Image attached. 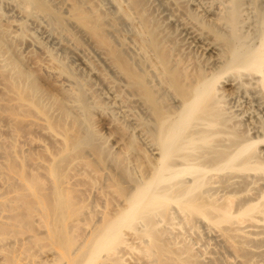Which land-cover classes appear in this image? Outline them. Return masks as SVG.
Returning <instances> with one entry per match:
<instances>
[{
  "label": "bare ground",
  "instance_id": "bare-ground-1",
  "mask_svg": "<svg viewBox=\"0 0 264 264\" xmlns=\"http://www.w3.org/2000/svg\"><path fill=\"white\" fill-rule=\"evenodd\" d=\"M21 1L89 37L124 79L122 90L95 68L129 126L115 122L125 142L106 147L91 127L85 80L69 87L71 71L48 54L24 67L9 25L0 27V115L12 118L13 135L30 125L48 137L37 165L17 140L0 137V264H264V10L256 1L253 41L245 0H210V24L168 0L187 15L164 7L171 18L163 22L179 27L176 44V31L141 0H108L113 14L99 0H62L65 15L49 0ZM125 24L130 42L119 33ZM193 49L204 58L189 57ZM42 69L62 80L57 92L38 81ZM190 232L198 244L213 241L199 252Z\"/></svg>",
  "mask_w": 264,
  "mask_h": 264
},
{
  "label": "rangeland",
  "instance_id": "rangeland-1",
  "mask_svg": "<svg viewBox=\"0 0 264 264\" xmlns=\"http://www.w3.org/2000/svg\"><path fill=\"white\" fill-rule=\"evenodd\" d=\"M49 1L63 15L66 14L67 3H65L62 0H49ZM99 1L101 3L103 10L107 11L109 14L114 13V8L108 0H99ZM141 1L143 3L144 7L149 11V13L157 21H159L161 26H162V24L165 27L167 25V27H166L167 30H169L172 34H174L176 31L177 36L174 34V37L176 36V39H177L176 40L174 38L176 40L175 44H176V42H178V43L181 42V40H180L181 34H180L179 29H178L179 27H178V25H176V23L174 24V22H172V21L168 22V24L170 26L167 24L166 20L163 22L162 15L164 13H166L168 15V16L166 15V17H168V18H171V17L178 18L177 16H181L182 19L183 18L186 19V17H185V16H187L185 14L186 12H187V14L188 13H196L195 15H198L197 16L198 19L201 20L202 22L207 23V24H210L208 22H212V20H214V18L216 16V14L214 13V11L212 9V6L210 5V3H211L210 0H176L177 2L175 1V4H177V6H180L181 8H183V12H185V13L180 12L181 11L180 8H178V9L174 8L175 6H172L171 4H169L170 2L168 0H165V1H168V3L167 2L165 3L164 0H141ZM245 1H244L245 4L248 2V4H246V5H248L246 13L247 12L252 13V10H251V9H253V8H251L252 4H251V6L249 5L250 4L249 2L251 0H245ZM255 1H256V5L259 7V9L264 10V0H255ZM163 4H164V6H163ZM167 4L171 5L170 6L171 8L169 6L167 7L166 6ZM164 7L166 9H168V8H170L171 10L174 9L172 12H170V14H173V15L171 16L170 14H168L169 11H171V10L168 9L169 10L168 11ZM175 13L177 16L174 15ZM251 13H249L248 16L251 18V16L253 15L251 20L253 22H255V26H254V23L252 21H249L250 25L246 23L248 25V27H247V25L244 27V29H246V32H249L247 34H250V36L253 39L255 38L253 40L252 38H250V36H248V39L250 38V42L252 40L253 41L256 40L257 34H258V29L256 27L260 26V25L258 26V23L256 24V21H254L255 19H253L254 13H252V14ZM178 14H180V15H178ZM252 24H253V26H252ZM0 25H1L0 27L9 25L8 27L11 31V37L10 38H11V40H13L12 43L14 44V46H12V50L14 49L16 52L15 55L19 57L18 58L19 60H22L21 62H22L23 66L25 65L27 68L34 67L36 61L38 62V61L45 60L44 58L45 57L47 58V54H48L49 56L51 55L52 57H54L55 60L57 62H60L64 67H66V69L71 71L74 78H73V80H71L72 78L71 79L68 78L69 80H71V81H69L70 83H68V85L70 84L69 87L73 85V81L75 80V78L78 79L80 77L79 79H81V78H82L81 80L84 79L85 82L87 83V86H85V87H87V89H88L85 92V99L91 105V115H92V118L90 119L91 123H92L91 127H93L94 131L96 130L98 132L99 136L105 140V146L108 147L110 150L115 151V148L112 146V144H113L112 142L115 139L119 140L120 144H124L125 139L121 138L118 134H116L114 132V130H115L116 123L119 122L118 120L121 121V124L124 123V126H126V127L129 126L128 122L126 121L125 118H121L123 116L121 115L122 113L119 111L120 108L118 109V106L116 107V104H118V103H115V102H119V101H116L113 99V94L110 92L111 90L108 91L105 83L97 77V75H96L97 71L96 70L101 69V71H103L106 74V76L116 86L120 87L122 90H125V87H123V85H125L124 79L119 74H117L111 67H109L108 62L105 60V57H103V54L100 53V51L97 50L98 48L96 49V47L91 43L92 41L89 39V37H87L83 32L78 33V31H80V30L76 31L75 29H77V28L70 21H65L63 26H58L57 24L54 23L53 19L50 16H48L44 13L38 12L34 9H31V7L25 8L21 0H0ZM176 28L179 31L178 33H177ZM254 29L255 30L257 29V32ZM172 30H174V33ZM250 30H252L253 32ZM73 33H76V35L79 34V36H77V37L80 39L81 42L79 41L77 43L74 40V38H73L74 35H72ZM119 33H120L121 38L125 39V41H127V42L128 41L130 42L132 34H131V32H130V30L126 24L122 26V29L120 30ZM253 33L254 34L256 33V36ZM110 34L112 35L113 33L111 32ZM13 47H15V48H13ZM185 51L187 52V50H185ZM131 52L134 53L133 50ZM187 53L192 55L189 57H193V58H196L198 60H202L204 58V55L198 49H193ZM35 59H36V61L34 62ZM37 59H39V60H37ZM40 59H42V60H40ZM33 62H34V64H33ZM95 68H97V69H95ZM39 74L40 75H39L38 81L41 83L42 87H48V90L50 89V90H52V92H54L55 90H56L55 92H57V88H61L62 80L59 77H57L56 75L52 74L51 72H49L46 69L40 70ZM75 75L78 77H76ZM66 82H68V81H66ZM64 83H65V81H64ZM224 88H227V86ZM45 89H47V88H45ZM130 92H127V89H126V91H124V93L129 98H131V101L135 102L136 111L138 113H140V115H143L144 110H143L142 106H140V103H138V100L133 96L132 93L130 94ZM132 98H133V100H132ZM94 101L99 102V104L101 106H96L97 104L94 105V103H92ZM1 103H4V102H0V104ZM113 104H115V105H113ZM1 114L3 116L0 115V119H1V116H2V118L4 117L3 118L4 120L3 119L0 120V122H1L0 123V130H1L0 131L1 132L0 137L3 136V138L1 137L2 141L5 142V138H6L5 134H6L8 141L9 140L13 141V139L15 141L17 140L16 143H17L18 147H20V150L22 149V151L24 153H26V155H27V153H30V155L32 154L31 156L37 157V158L34 157V160L32 158L33 163L31 161L29 162V163H31V165L32 164L37 165L38 161L41 162V160L38 158L39 155L37 156V154H41L40 152H42V151H40V148L38 146H40L42 144L46 145L48 143L47 135L44 134L42 132V130H39V127L30 126V125L25 126V130H26V127L28 130L31 129L30 131H28V133H27V131L22 132L21 130H19V131H21V133H18L19 132L18 131V132H15L16 133L15 135H13V133H12V132H14L13 131L14 129H12L14 127L13 126V120L11 123L12 128H11L10 123H9L11 121L10 119H12V118L10 117V119H9L8 115L4 116V115H6L5 113L4 114L1 113ZM5 117L7 119H5ZM8 119H9V121H8ZM6 120L8 122H6ZM3 121H4V123H3ZM6 123L8 125H6ZM35 127H37L38 129ZM9 131H11L10 137L13 135L14 138H12V139L9 138V136H8ZM17 133H18V135H17ZM5 143H7V141ZM84 150L86 152L85 151H83V152H85L87 157L89 156L88 159H91L90 157H92V159H93V156L90 155L92 153L90 151L87 152L88 149L87 150L84 149ZM30 155H28V156L31 157ZM35 161H37V162H35ZM34 162L37 164H34ZM28 165H30V164H28ZM28 165H27V167H28ZM29 167L31 168V166H29ZM32 168H35V166H33ZM109 170H111V169H109ZM72 173H73V171H72ZM74 173L76 174V171ZM75 176H77V175H74V177ZM75 178H78V177H75ZM79 187H80V185H79ZM85 189H86V187H85ZM86 190H88V189H86ZM96 199H99V198H96ZM99 200L94 199V201L98 205H99V203L101 205H103L104 204L103 200H101V199H99ZM102 202H103V204H102ZM93 219H94V217H92L90 219V221ZM78 223H80V222H78ZM87 223L88 222H86V224ZM200 225H198V227ZM79 226H80V228L81 227L83 228V225L79 224ZM84 227H86V225ZM82 228H81V230H82ZM87 228H88V225H87L86 229ZM200 228H198V230ZM83 229H85V228H83ZM85 230L84 231L82 230V232L84 233ZM199 231H201V230H199ZM210 232H209V230H208V233H207V231L206 232L201 231L200 234L206 235V233H207L208 235L209 234L212 235L213 233L212 232L210 233ZM187 233H189V232H187ZM187 233H186V236H187ZM190 235H191V232H190L189 236ZM211 235H210V237L207 236L208 238L206 236H202V237H205L204 241L208 240L209 238L210 239L212 238L211 240L209 239L211 242V241H213V236L211 237ZM189 236H187L188 240L190 239V237L192 240V238L195 239L196 235L194 233H192V235L190 237ZM194 241L197 243V238ZM203 242H201V240H199L200 244L197 243V245H198V247L196 245L197 248L195 247V245H192V246H194L196 248V250L198 249L199 252L200 251L202 252L204 250L203 246H205V244H203ZM199 246H202L203 250H200L201 247L199 249ZM130 256L133 257V256H135V254L133 253V255L129 254V256H126V257H128L126 260L127 263H128V260L131 261L134 259V258H132L130 260L129 259V258H131ZM205 261L207 262L206 259H204V263H206Z\"/></svg>",
  "mask_w": 264,
  "mask_h": 264
}]
</instances>
